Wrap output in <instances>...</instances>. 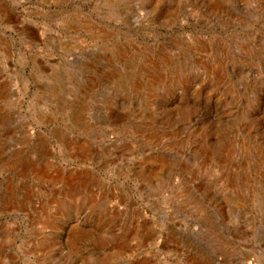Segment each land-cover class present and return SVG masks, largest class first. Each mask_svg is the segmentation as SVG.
<instances>
[{"label":"rangeland","instance_id":"374dc122","mask_svg":"<svg viewBox=\"0 0 264 264\" xmlns=\"http://www.w3.org/2000/svg\"><path fill=\"white\" fill-rule=\"evenodd\" d=\"M0 264H264V0H0Z\"/></svg>","mask_w":264,"mask_h":264}]
</instances>
